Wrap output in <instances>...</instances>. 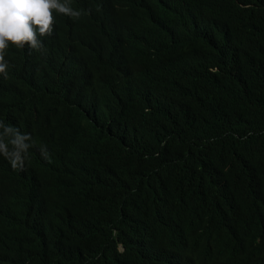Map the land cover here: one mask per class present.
Here are the masks:
<instances>
[{
  "label": "trees",
  "instance_id": "16d2710c",
  "mask_svg": "<svg viewBox=\"0 0 264 264\" xmlns=\"http://www.w3.org/2000/svg\"><path fill=\"white\" fill-rule=\"evenodd\" d=\"M75 9L5 52L0 264H264V0Z\"/></svg>",
  "mask_w": 264,
  "mask_h": 264
},
{
  "label": "clouds",
  "instance_id": "9594fccd",
  "mask_svg": "<svg viewBox=\"0 0 264 264\" xmlns=\"http://www.w3.org/2000/svg\"><path fill=\"white\" fill-rule=\"evenodd\" d=\"M77 0H0V74L7 78L8 70L5 52L9 47L23 49L26 46L34 50H42L40 38L46 39L54 31L56 16L67 19L79 18L81 12L75 9ZM3 125L0 124V127ZM5 129V135L12 133ZM29 136L20 135L18 131L8 144L0 138V153H3L12 167L23 168L24 154L30 144L25 143ZM45 159L48 158L46 149L41 148Z\"/></svg>",
  "mask_w": 264,
  "mask_h": 264
}]
</instances>
